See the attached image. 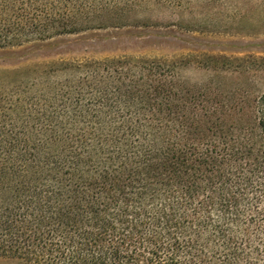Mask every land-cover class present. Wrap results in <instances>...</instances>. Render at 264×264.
Returning <instances> with one entry per match:
<instances>
[{"label":"trees","instance_id":"obj_1","mask_svg":"<svg viewBox=\"0 0 264 264\" xmlns=\"http://www.w3.org/2000/svg\"><path fill=\"white\" fill-rule=\"evenodd\" d=\"M151 1L181 2L0 0V46ZM163 64L90 61L32 97L17 78L0 93L1 257L264 264V90L207 93Z\"/></svg>","mask_w":264,"mask_h":264},{"label":"rangeland","instance_id":"obj_2","mask_svg":"<svg viewBox=\"0 0 264 264\" xmlns=\"http://www.w3.org/2000/svg\"><path fill=\"white\" fill-rule=\"evenodd\" d=\"M102 22L0 46V93L17 78L32 97L43 82L63 80L69 72L61 69L105 59L164 63L178 83L207 93L223 89L253 99L264 90V0L151 1ZM0 264L13 262L0 256Z\"/></svg>","mask_w":264,"mask_h":264}]
</instances>
